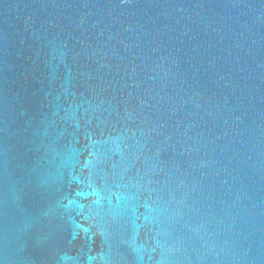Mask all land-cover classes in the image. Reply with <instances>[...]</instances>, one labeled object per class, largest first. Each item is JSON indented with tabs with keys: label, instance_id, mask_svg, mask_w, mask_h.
I'll return each instance as SVG.
<instances>
[{
	"label": "water",
	"instance_id": "95a60500",
	"mask_svg": "<svg viewBox=\"0 0 264 264\" xmlns=\"http://www.w3.org/2000/svg\"><path fill=\"white\" fill-rule=\"evenodd\" d=\"M0 264H264V0H0Z\"/></svg>",
	"mask_w": 264,
	"mask_h": 264
}]
</instances>
